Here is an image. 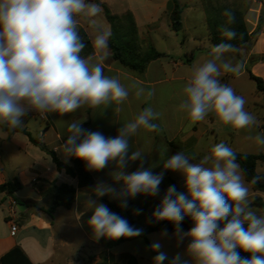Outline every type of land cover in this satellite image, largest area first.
Segmentation results:
<instances>
[{
	"label": "clouds",
	"instance_id": "clouds-1",
	"mask_svg": "<svg viewBox=\"0 0 264 264\" xmlns=\"http://www.w3.org/2000/svg\"><path fill=\"white\" fill-rule=\"evenodd\" d=\"M101 11L99 4L87 0H0V123L16 128L22 125L21 118L33 111L64 116L85 106L106 109L122 105L131 89L137 99L145 95L143 87H126L118 78L105 75L101 63L93 62L92 56L82 55L86 44L77 17L92 18ZM222 15L227 18L220 28L222 41H231L237 35L229 26L235 22L234 14L225 9ZM110 35L98 31L94 47L107 48ZM234 50L230 43L216 44L210 58L191 69L177 106L191 123L212 114L219 124L235 130L256 124V117L245 110V99L220 80L222 72L239 75L243 70L242 63L224 60V54ZM158 118L153 108L145 107L123 124L115 137L85 129L82 121L67 124L68 135L62 146L65 159L81 160L92 172L114 163L110 175L121 185L117 191L101 181L85 195L84 211H92L87 225L93 237L119 240L140 236L142 229L133 227L99 199L111 196L126 208L129 198L158 196L164 171H172L183 177L186 192L169 186L152 219L171 223L178 243L189 240L186 254L196 264H264V216L251 209L236 153L225 143L214 145L198 162L182 151L168 156L160 173L151 170L156 165L145 168L143 163L136 171H124L129 162L143 161L145 155L139 149L129 155L131 138L141 129L158 130L159 125L154 123ZM255 140L264 145V135ZM258 180L254 177L251 183ZM83 214L78 212L77 218ZM186 217L193 226L184 232L181 224ZM161 235L167 236V229ZM151 248L158 253L153 264L168 260L158 242ZM241 252L247 256H241ZM169 264L188 261L177 253Z\"/></svg>",
	"mask_w": 264,
	"mask_h": 264
},
{
	"label": "crops",
	"instance_id": "crops-1",
	"mask_svg": "<svg viewBox=\"0 0 264 264\" xmlns=\"http://www.w3.org/2000/svg\"><path fill=\"white\" fill-rule=\"evenodd\" d=\"M87 2L99 4L103 13V5H106L115 15H122L127 11H131L145 47L153 45L158 51L165 53V56L150 61L142 74L133 72L124 67L118 60L112 58L109 46L103 50L94 47L93 41L97 32L106 31L111 33L110 24L106 25L107 23H103L101 25L94 22L92 18L77 17L79 28H82L87 33L91 41L93 54L90 56H92L93 62L101 63L105 75L118 78L126 87L131 85L143 87L145 95L137 99L134 95V89H131L128 100L122 105L113 104L106 109L103 106L96 109L85 106L74 113L64 116H60L57 113H47L45 114V119H39L43 122V126H40L37 130L38 136H34L33 131L25 127L34 137H37L49 150H53L61 161L69 163V158L65 159L63 156L62 147L63 139L68 135L66 131L68 123L82 121V127L85 129L99 131L105 137H115L118 129L123 124L134 119L143 108L151 107L159 114L158 120L154 121V123L159 125V128L152 132L141 129L131 138L129 155L137 149L141 150L145 155L143 161L129 162L124 171L127 173L136 171L141 163H143L145 168L156 165L151 170L154 173H160L163 171L162 162L168 156L182 151L193 162H198L217 144L218 134L228 137L236 135L237 130L230 126L219 124L212 114H209L203 121L191 123L185 114L177 110L179 101L182 98L181 89L190 77L191 69L193 66L209 59L211 48L213 47L210 39L211 32L207 23L208 16L203 4L200 8L201 13L199 11L197 18L200 19V23L204 28L206 26L208 30L206 33L207 38L204 39L201 35L194 34L188 39L185 35L182 38L179 37V33L185 28L184 12L187 10L186 5L184 7L181 5L183 7L182 29L179 32H175L171 29L169 0L159 7L146 4L138 10L127 8L119 12L113 9L110 0H87ZM172 42L178 49H175L177 52L174 54L166 48H157L158 45L163 46L166 43ZM224 60L232 64L240 62L244 67L239 75L222 72L220 77L222 83L230 86L238 77L245 74L248 75L247 70H250L254 75L264 80L263 31L260 32L257 39H251V41L234 51L225 53ZM232 88L237 95L243 97L240 89ZM117 107L120 108V111H116ZM247 107L250 111L253 109L255 112H263L264 100L262 98ZM260 119L261 121H257L254 127L258 128L263 134V115ZM5 129L8 131L7 127ZM243 136L247 137V140H250L249 135L246 136L244 134ZM213 139L216 141H213ZM6 140L13 146V155L17 158L25 157L26 162L19 165L11 163L7 167L0 165V185L7 181L18 179L23 186L14 195L0 192V208L11 207L14 201L17 205L21 203L26 207H23L21 218L15 215L11 217L10 208L8 214L3 217L7 232H2L0 228V257L15 246H19L32 263L49 264L56 260L65 261L64 258H67L66 260L70 258L74 261L77 260L75 255L70 254L67 256L61 251L68 252L70 248H73L75 253H82L83 251L88 252L94 249L98 251L97 254H88V261L83 264H125L126 258L124 262H121L118 256L112 254L111 249L105 250L102 247L100 244L101 238L97 240L93 237L91 229L87 225L92 211H84L85 195L92 193L98 182L102 181L111 184L117 191L120 190L121 185L115 183L110 175L115 169V164L110 163L108 167L99 172L89 171L95 184L81 188L78 187L76 178L68 175L64 170L59 171L52 157L38 146L32 144L24 133L8 131ZM205 142L206 146L204 145ZM263 164L264 161L257 162V173L264 174ZM170 180L175 182L180 192H186L184 179L179 173L164 171V178L160 184V194L158 196L137 195L135 198L128 199L127 207H134L138 215L140 212H143L146 217H149L159 205L162 196L170 185ZM244 180L246 187L249 189V205L258 214L257 210L263 209L264 206V193L254 190L245 177ZM61 184H68L76 188L75 202L70 209L58 207L52 217L48 216L44 210L52 205L55 186ZM25 190L29 191L23 195L22 193ZM103 198L116 204L121 203L119 199H114L111 196H104ZM256 199L258 200L256 201ZM99 202L103 203L100 200ZM31 209L34 211V214L32 213L31 215V222H29V225L23 224V227L28 228L30 225H35L34 228L37 232L34 234L33 245L28 244L24 238H20L21 227L16 221L19 219L21 223H25L28 217L26 213ZM78 212H84L79 219L77 218ZM13 224L18 226L15 233L11 230ZM76 230L79 231L82 240H77L75 235L70 234ZM44 237H46L49 243L46 248H43L41 244Z\"/></svg>",
	"mask_w": 264,
	"mask_h": 264
},
{
	"label": "trees",
	"instance_id": "trees-1",
	"mask_svg": "<svg viewBox=\"0 0 264 264\" xmlns=\"http://www.w3.org/2000/svg\"><path fill=\"white\" fill-rule=\"evenodd\" d=\"M205 10L208 14L207 23L211 32L210 39L212 45L219 44L221 42H227L233 45L234 49H237L253 39L261 30L260 22L257 24L256 29L253 32H249L244 15L239 10H233L228 8H217L212 5L211 0H202ZM170 9V21L171 29L175 32H179L182 29V12L183 7L178 0H169L168 3ZM104 14L111 26V35L108 39V46L112 52V58L118 60L124 67L129 70L142 74L148 63L152 60L165 56V53L158 51L153 45L145 47L143 40L141 39L138 31V27L131 11H127L122 15L113 14L106 5H103ZM225 9L231 10L235 17V22L229 25L235 32L236 38L231 41H222L220 34V28L225 24L226 17L222 15ZM262 20V17L260 18ZM80 35L83 38L86 47L82 52L83 56H90L93 54V47L87 33L79 28ZM247 73L251 80L256 84L257 92L263 95L264 99V80L261 77L254 75L250 70ZM29 118L24 116L21 118V123ZM0 127L5 128L4 125ZM9 132H22L29 138L30 142L35 146H38L41 150L47 152L55 163L59 171L64 170L68 175L74 177L78 181V187H87L95 184V181L87 170L83 161L69 158V163H65L59 159L57 154L53 150H49L37 137H34L25 127L19 126L16 128H8ZM67 137L63 139L66 140ZM236 153V162L240 165L245 179L252 185L253 189L264 193V174H259L256 171V165L258 161H264V153L260 154H248V153ZM254 177H259L257 183L252 184L251 181ZM175 185L176 190L180 192L179 188L174 181L170 180V185ZM23 188L18 179L13 181H7L0 185V192H4L8 195H14ZM76 188L68 185L61 184L55 186L54 198L52 205L44 210V212L51 216L58 207H64L70 209L75 202ZM114 213L124 217L135 228L142 229V234L133 238H121L119 240H109L106 238L100 239V244L105 250H110L119 246L122 243L144 238L147 240V235L153 232H163L167 229V232H174V226L167 221L156 222L152 219V214L148 217L147 224L142 227L138 224V214L134 207L122 208L120 204L113 203L103 197L99 199ZM258 199H256L257 201ZM19 203V201L17 200ZM192 222L187 217L181 224L183 231H188L192 227ZM241 256H247L246 253L241 252ZM0 264H34L25 254V252L19 247L15 246L5 255L0 257ZM125 264H139L137 258L134 255H128L125 260Z\"/></svg>",
	"mask_w": 264,
	"mask_h": 264
},
{
	"label": "rangeland",
	"instance_id": "rangeland-1",
	"mask_svg": "<svg viewBox=\"0 0 264 264\" xmlns=\"http://www.w3.org/2000/svg\"><path fill=\"white\" fill-rule=\"evenodd\" d=\"M113 5V9L116 10V12L125 10L127 8H133V9H140L141 7L145 6L146 4H149L150 6L154 5L156 7H159L161 4L165 3L168 0H110ZM178 2L184 7L185 5L187 6V10L184 12L185 16V22L184 26L186 28H183V30L179 33V37H183L184 35L190 39V37L194 34L201 35L202 38L206 39L207 38V28L202 26L200 23V19L197 18V15L199 14V11L201 13V5L203 4L202 0H178ZM212 5L217 8H228V9H233V10H239L240 12L243 13L245 21L247 23V27L249 31L253 32L257 24L260 22L261 24V31H263V39H264V17L261 16V10L264 5V0H211ZM204 7V5H203ZM205 8V7H204ZM102 9V8H101ZM208 16V14H207ZM262 17V20L260 18ZM94 22L99 23L103 25V23H107L106 25L109 24L107 21L105 14L101 11L99 15L96 17H92ZM260 32L253 38L257 39ZM206 35V36H205ZM166 46V47H164ZM157 48H166L169 52L172 54L176 53L177 51L175 49L176 45L172 43H166L165 45H158ZM178 50V49H177ZM197 53V52H196ZM198 56V55H197ZM253 66V65H252ZM263 73H264V68H263ZM231 87L238 88L242 91L243 97L246 101L245 103V110L252 113L256 117V121H261V116L263 115L264 117V110L263 112L260 111H254L253 109L250 111L247 106H251L254 102H258L260 99L263 98V95L256 90V84L253 80L249 78L247 74L244 76L238 77L233 83L230 84ZM264 100V99H263ZM251 108V107H250ZM264 122V120H263ZM0 125H3L0 123ZM22 127H28L33 131L34 136H38L37 130L40 128V126H43V122L39 120L38 118H29L28 120L22 122ZM8 131L5 128L0 127V165L3 167H7L11 163L13 164H21L25 163L26 159L25 157H20L17 158L14 156L12 153L13 146L6 140V134ZM250 136V140H247V137H244L243 135ZM258 135H264V129H263V134L260 132L258 128H255L254 125L237 130L236 135L234 136H226V135H217V144L218 143H225L227 146L232 148L234 152L237 153H248V154H256V153H264V145H260L256 142L255 137ZM213 141H216L213 139ZM206 146V142L204 143ZM264 167V164H263ZM29 190H25L22 194H27ZM21 194V195H22ZM10 206H7V208H0V228L2 232H7V227L6 223L3 219L5 215L8 214ZM258 214L264 216V206L263 209H258ZM32 213L34 214V211L31 209L29 212L26 214L28 215L25 223H21L20 220H16L17 224H19L20 228V233L19 236L20 238H24L28 242V244H34L33 239H34V234L37 232V230L34 228L35 225H30L28 228H24L23 224L29 225V222H31V215ZM23 215L22 212L16 210L15 216L18 218H21ZM49 216V215H48ZM147 218L143 212H140L138 215V224L140 226H145L147 224ZM60 224V223H59ZM66 232V231H64ZM187 232V231H184ZM67 233V232H66ZM162 232H153L149 233L147 235V240L144 238H138L134 239L125 243L120 244L119 246L111 249L110 251L112 254L118 256L121 262H124L125 258L129 255L132 254L134 255L139 264H153V257L157 255L158 253L154 251L151 248V245L153 243H159L161 245L160 251L166 253L168 260L164 262V264H169V261L179 253L182 257L183 260H187L188 264H196L195 260L189 257L186 254V248L189 243V240L185 239L182 243H178L177 238L173 234L174 232H167V236H162ZM72 235H75L77 240H82V237L79 233L78 230L75 232L70 233ZM42 247L46 248L49 243L44 237V239L41 242ZM65 255H75V258L77 260H72L70 258L69 260H66L67 258H64L65 261L63 260H56L54 262H51L49 264H83L84 262L88 261L87 255H95L97 254L98 251L96 250H91L88 252H82V253H75L73 248H70L69 251H61ZM66 262V263H65ZM118 264V263H115Z\"/></svg>",
	"mask_w": 264,
	"mask_h": 264
},
{
	"label": "built area",
	"instance_id": "built-area-1",
	"mask_svg": "<svg viewBox=\"0 0 264 264\" xmlns=\"http://www.w3.org/2000/svg\"><path fill=\"white\" fill-rule=\"evenodd\" d=\"M26 117H28V118L45 119V114H41V113H39V112H35V111H33V112H29V113L26 115ZM2 124H3L5 127L9 128V129L12 128V127H10L8 124H6V123H2ZM16 210H18V209H17V203L14 201V202H12V205H11L10 210H9V212H10V216H11V217H12L13 215H15ZM17 229H18V226H17L16 224H13L12 227H11L12 232L15 233V232L17 231Z\"/></svg>",
	"mask_w": 264,
	"mask_h": 264
},
{
	"label": "water",
	"instance_id": "water-1",
	"mask_svg": "<svg viewBox=\"0 0 264 264\" xmlns=\"http://www.w3.org/2000/svg\"><path fill=\"white\" fill-rule=\"evenodd\" d=\"M261 16L264 17V5H263L262 10H261ZM23 207H26V206L24 204L19 203L17 205L18 211L22 212L23 211Z\"/></svg>",
	"mask_w": 264,
	"mask_h": 264
}]
</instances>
